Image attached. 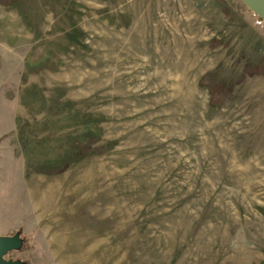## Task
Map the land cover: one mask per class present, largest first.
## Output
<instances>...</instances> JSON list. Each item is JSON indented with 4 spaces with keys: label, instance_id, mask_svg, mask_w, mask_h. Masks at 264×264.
I'll use <instances>...</instances> for the list:
<instances>
[{
    "label": "rangeland",
    "instance_id": "obj_1",
    "mask_svg": "<svg viewBox=\"0 0 264 264\" xmlns=\"http://www.w3.org/2000/svg\"><path fill=\"white\" fill-rule=\"evenodd\" d=\"M262 61L243 0H0L3 261L264 264Z\"/></svg>",
    "mask_w": 264,
    "mask_h": 264
},
{
    "label": "water",
    "instance_id": "obj_2",
    "mask_svg": "<svg viewBox=\"0 0 264 264\" xmlns=\"http://www.w3.org/2000/svg\"><path fill=\"white\" fill-rule=\"evenodd\" d=\"M246 6L258 17L264 19V0H243ZM19 246V240L17 237L0 238V264H18L12 261H3L2 255L8 250Z\"/></svg>",
    "mask_w": 264,
    "mask_h": 264
},
{
    "label": "trees",
    "instance_id": "obj_3",
    "mask_svg": "<svg viewBox=\"0 0 264 264\" xmlns=\"http://www.w3.org/2000/svg\"><path fill=\"white\" fill-rule=\"evenodd\" d=\"M258 17V16H257ZM260 20H264L263 18H261V17H258ZM261 64H259V65H256V66H254V67H249V66H247V68H246V71H247V73H251V74H255V73H262V74H264V62L262 61V62H260ZM220 87V89L219 90H223V88L221 87V86H219ZM219 98H220V96L219 95H216V93H213V100H212V102H215V101H218L219 100Z\"/></svg>",
    "mask_w": 264,
    "mask_h": 264
}]
</instances>
